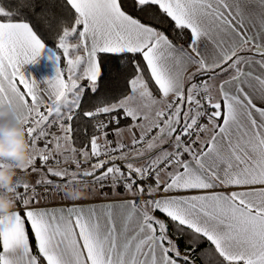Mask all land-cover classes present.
<instances>
[{
  "label": "snow or ice",
  "instance_id": "snow-or-ice-1",
  "mask_svg": "<svg viewBox=\"0 0 264 264\" xmlns=\"http://www.w3.org/2000/svg\"><path fill=\"white\" fill-rule=\"evenodd\" d=\"M42 54L54 76L26 77ZM5 106L33 179L0 264H264V0L0 5Z\"/></svg>",
  "mask_w": 264,
  "mask_h": 264
},
{
  "label": "clouds",
  "instance_id": "clouds-1",
  "mask_svg": "<svg viewBox=\"0 0 264 264\" xmlns=\"http://www.w3.org/2000/svg\"><path fill=\"white\" fill-rule=\"evenodd\" d=\"M12 111L10 107H0V120ZM30 154L31 146L24 128L0 123V215L14 210L15 200L11 189L16 183L19 169L27 162ZM84 196L85 192L81 191L80 198Z\"/></svg>",
  "mask_w": 264,
  "mask_h": 264
},
{
  "label": "crops",
  "instance_id": "crops-1",
  "mask_svg": "<svg viewBox=\"0 0 264 264\" xmlns=\"http://www.w3.org/2000/svg\"><path fill=\"white\" fill-rule=\"evenodd\" d=\"M21 71L25 74V76H31L32 78L36 79V80H41L43 78H51L52 76H54L55 74V66L53 65V63L51 61L48 60L47 55L42 54L40 57L37 58V61L35 64H27V65H22L21 66ZM8 107V106H5ZM11 108V107H10ZM0 123H7L10 126H20V124L18 122H16V120L13 118V111L10 115L6 116L3 118V120H0ZM125 142H127V136L125 135ZM61 168H68L70 169L72 172H75V166L72 164H69V166H60ZM83 174L78 173L76 176H71L69 179H76L79 177H82ZM33 177H30L27 174H22L18 171L17 177H16V182L20 181L21 183L26 182V181H30L32 180ZM52 179L55 181L59 178L57 177H52ZM68 179L67 177H65V180ZM67 186L63 187V190L59 192V196L56 195L55 192H52L51 195L53 197V199L51 200V205L52 206H58L61 204H71L72 201L71 200H67L64 199L66 193H69L70 190L73 191V187L70 189H67ZM70 186H75V185H70ZM77 188V187H75ZM81 190H84V192H90L91 188L90 187H86V188H82ZM70 191V192H72ZM103 197H98L97 199H102ZM79 202H83V201H79Z\"/></svg>",
  "mask_w": 264,
  "mask_h": 264
},
{
  "label": "trees",
  "instance_id": "trees-1",
  "mask_svg": "<svg viewBox=\"0 0 264 264\" xmlns=\"http://www.w3.org/2000/svg\"><path fill=\"white\" fill-rule=\"evenodd\" d=\"M14 3H15V0H0V5L5 6L6 8H12ZM50 46H51V41H50ZM78 179H81L80 181H86V180H90L91 177H87L83 175L82 177H79ZM181 244H183V241H181ZM201 264H203L202 261H201Z\"/></svg>",
  "mask_w": 264,
  "mask_h": 264
},
{
  "label": "rangeland",
  "instance_id": "rangeland-1",
  "mask_svg": "<svg viewBox=\"0 0 264 264\" xmlns=\"http://www.w3.org/2000/svg\"><path fill=\"white\" fill-rule=\"evenodd\" d=\"M73 42H75V41H73ZM21 126V125H20ZM71 176H69V177H67L68 179H66V181H69V183H73V182H79L81 179H78L77 178V180L76 179H69ZM71 184H68V186H67V189H71L72 187V189H73V191H75V190H80V191H84V190H81L82 188L84 189V188H86V187H90L91 189H92V186H86V185H77V186H70ZM75 187H77V188H75ZM63 190V187L60 189V191H62ZM70 191H72V190H70ZM69 191V192H70ZM72 191V192H73Z\"/></svg>",
  "mask_w": 264,
  "mask_h": 264
},
{
  "label": "built area",
  "instance_id": "built-area-1",
  "mask_svg": "<svg viewBox=\"0 0 264 264\" xmlns=\"http://www.w3.org/2000/svg\"><path fill=\"white\" fill-rule=\"evenodd\" d=\"M22 127V126H21ZM53 166H55V163L53 162ZM59 166H69V164H65V163H61ZM87 182V184H86ZM71 184V185H86V186H92L91 184V179L90 180H86V181H79V182H73V183H67L66 185Z\"/></svg>",
  "mask_w": 264,
  "mask_h": 264
}]
</instances>
